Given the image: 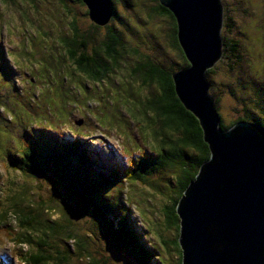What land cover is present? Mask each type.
<instances>
[{"label":"rangeland","instance_id":"1","mask_svg":"<svg viewBox=\"0 0 264 264\" xmlns=\"http://www.w3.org/2000/svg\"><path fill=\"white\" fill-rule=\"evenodd\" d=\"M66 4L75 11L79 29H88L90 22L84 15L85 8L67 0ZM153 4L154 0H116L114 6L118 17L112 21V25L122 32L123 38L128 37L129 41L125 38V42L138 49L143 56L178 68L183 63L177 52L168 45V23L164 18L148 15V9ZM221 4V36L238 46L241 64L222 57L214 66L215 71L207 76L210 93L219 97L218 109L225 122L235 120L245 109L255 114L257 111L262 113L264 119L263 103L256 97L260 107L253 98V92L264 93V0H221ZM59 7L62 6L54 0H14L9 4L7 0H0V48L8 64V69L0 70V209L8 207L11 210L13 207L7 206L10 202L6 199L18 192L16 200L19 203L13 202L15 205L20 208L27 206L32 213H36L38 220H55L53 222L57 226L66 225L61 216L65 210L63 201H66V193L53 174L33 176L13 169L7 161L6 152H14L24 139L18 121L22 123L24 117L32 130L36 127L54 128L57 134L67 137L73 136V127L74 132H81L77 134L87 141L90 155L94 153L104 168H110L117 157L124 164L123 161L128 162L131 153L140 156L151 144L147 134L141 131L139 122L124 106L126 97L120 81L125 79L127 73L123 69L116 70L115 76L107 77V80L82 85L74 80L73 71L67 68V64H71L67 56L62 59V64L56 56L55 64L51 65L44 59L45 55H41L42 51L52 54L50 50L56 43V35L67 27V12ZM104 30L103 27L99 28L94 36H101ZM55 52L61 55L58 46ZM9 77L13 78L15 86ZM27 79L35 81L30 93L23 92L24 87L30 85ZM126 80L140 95L147 93L145 86L130 78ZM67 100L73 104L67 106ZM4 101L6 105H3ZM98 172L106 174L100 170ZM151 178L156 187L127 182L130 190L128 187L124 190L127 192L123 196L124 208L133 205L131 216L135 224L147 244L153 243L163 264H175L178 254L171 246L167 250L164 240L174 239L177 232L173 227L165 226L160 213L166 200L165 189L170 176L164 171ZM106 190L113 195L117 193L118 186L112 184ZM69 203L68 206L73 207L70 199ZM69 209L67 212L72 211ZM79 209L81 212L82 208ZM13 216H9L3 229L0 225V264H20L18 249H31L25 244L16 246V241L13 243L6 235V231L12 234L18 229L17 216ZM81 219L82 224L71 223L73 231L82 238L83 255L90 252L93 257L104 259L105 264H144L132 256L126 247H118L113 239L105 237L103 230L97 231L88 217ZM108 230L113 234L109 226ZM66 232L67 236L76 238L73 233ZM31 236L32 242L44 237L39 231L32 232ZM67 236H61L55 242L66 254ZM69 243L72 244L71 241ZM132 247L136 250L138 246L132 244ZM5 259L7 262H3ZM79 262L89 264L84 256Z\"/></svg>","mask_w":264,"mask_h":264},{"label":"trees","instance_id":"2","mask_svg":"<svg viewBox=\"0 0 264 264\" xmlns=\"http://www.w3.org/2000/svg\"><path fill=\"white\" fill-rule=\"evenodd\" d=\"M54 1L57 5L62 6L59 8L67 12V14L65 13L67 27L60 35H56V43L50 50L52 54L42 51L41 55H45L44 59L51 65L55 64L56 56H58L56 58L59 62L67 56L71 63L70 66L67 64V68L73 71L74 80L82 85L88 84V82L95 84L103 79L107 80V77L115 76L116 70L123 69L127 73L125 79L120 81V84H123L122 88L126 97L124 106L129 110L133 119L139 122L141 131L147 134V140L150 139L151 144L150 148L144 149L140 156L131 153L127 158L128 162L124 164L119 162L117 157L110 164V168L105 171L106 174H103L98 170H104V166L94 153L93 156L90 155L87 141H83L81 134H77L79 131L74 132L72 127L73 136L67 137L57 134L54 128L50 130L48 127H36L32 130L30 124L27 123L28 119L22 115L24 120L22 123L18 121V124L20 125L19 129H22L20 131L24 133V139L20 141L21 144L16 147L14 152H6L7 161L10 162L13 169L33 176L53 174L54 179L66 193L67 204L66 201L61 200L65 204V210L61 216L64 217L66 225L57 226L53 222L55 220L49 219L42 222L37 219L36 213H32V210L28 209L29 207L22 206L20 208L19 205H15L13 202L19 203L16 200L17 192L6 199L7 202H10L7 206L13 208L11 210L8 207L0 209L1 229L7 223L9 214L14 215L13 217L17 216L16 221L20 231H13L12 234L6 231V235L12 239L13 243L16 241L14 243L16 246L25 244L31 247L30 250H24L23 247L18 249L20 263L80 264L79 260L84 256L89 264H105L104 259L93 257L90 252L83 255L82 238L73 231L74 227L71 221L82 224L81 217L86 216L97 231L103 230L104 236L113 239L118 247H129L132 244L138 246L136 250L132 247H129L128 250L132 256L144 264H163L153 243L147 244L142 232L139 231L135 221L131 218L129 207L124 208L123 196L127 193L124 192L127 187L130 190L127 182L156 187V183L151 177L156 173L163 174L164 171H167L170 178L165 189L166 200L161 206L160 213L165 226L173 227L177 234L174 239L164 240V242L167 250L171 246L172 250L177 252L178 258L175 264H181V249L178 243L179 217L176 208L189 185L195 180L200 168L211 157V149L204 139L198 118L185 108L175 91L172 74L188 66L177 38L176 19L172 12L161 4L160 0H154L155 4L148 9L149 16L164 18L168 23V45L177 52L183 63L178 68L172 64H164L151 57L143 56L138 49L125 42V38L129 41L128 37L123 38L122 32L112 25V21L118 17L114 6L116 0H112L111 3V18L103 26L97 25L89 19L88 9L82 0H67L85 8L84 15L90 22L88 29H79L77 15L75 16V11L70 6L68 7L66 0ZM7 3H14V0H7ZM101 27L105 29L104 33L99 37L94 36ZM222 40V57L240 65L238 46L229 42L225 36H222ZM56 46L60 48L61 55H57L55 52ZM0 55L1 69H8L7 60L4 58L5 55L1 48ZM10 70L12 71L11 68ZM75 71L78 74H73ZM214 71V67L209 69L207 76ZM12 77H9L10 82L15 86ZM126 78L145 86L148 89L147 93L143 96L140 95L132 84L127 82ZM208 81L210 83V80ZM27 82L30 85L25 86L23 92L30 93L32 91L30 87L35 86V81L27 79ZM231 93L233 94V91ZM214 97L221 129L227 130L239 121L255 123L264 128L262 113L257 111L256 115L249 109H245L244 113L235 120L225 122L218 109L219 97L216 95ZM256 97L264 105V93L253 92V98L258 103ZM1 98L4 97L1 95ZM67 102V106L73 104L71 100H67ZM6 104L7 102L4 101L3 105ZM258 104L261 107V104ZM69 107L72 106L69 105ZM262 110L264 112V108ZM0 120L2 119L0 118ZM112 184L118 186L117 193L113 195L109 194V190H106ZM69 199L73 207L68 206L70 205ZM79 208H82L81 212ZM67 209L70 211L67 212ZM108 226L113 234L109 232ZM34 231L41 232L44 237L37 242H32L31 235ZM66 231L73 233L76 238L67 236ZM157 234L160 235L158 232ZM61 236H67V240L72 242V244L69 242L66 244L67 254L55 243ZM146 258L147 261H145ZM152 259L156 260L152 261Z\"/></svg>","mask_w":264,"mask_h":264},{"label":"water","instance_id":"3","mask_svg":"<svg viewBox=\"0 0 264 264\" xmlns=\"http://www.w3.org/2000/svg\"><path fill=\"white\" fill-rule=\"evenodd\" d=\"M82 1L92 22H109L111 0ZM160 2L176 19L188 62L172 74L175 91L211 149L176 208L181 264H264V128L239 121L221 129L207 79L223 56L221 0Z\"/></svg>","mask_w":264,"mask_h":264},{"label":"clouds","instance_id":"4","mask_svg":"<svg viewBox=\"0 0 264 264\" xmlns=\"http://www.w3.org/2000/svg\"><path fill=\"white\" fill-rule=\"evenodd\" d=\"M6 57V56H5ZM208 79V78H207ZM124 163H125V161H123ZM109 168V166L108 167H106V168H103L104 170H102L103 172H105V171H107V169ZM133 205L131 204V206L129 207V209H130V212H131V214H132V211H131V207H132ZM11 214H9V216H10ZM12 216V215H11ZM131 218H132V216H131ZM133 219V218H132ZM134 220V219H133ZM7 223H5L4 225H6ZM17 227H18V225H17ZM18 230V229H17ZM146 237H147V235H146ZM7 239V238H6ZM147 241V240H146ZM129 247H132V246H129ZM129 247H126V249H128ZM132 249H134L133 247H132ZM3 257V256H2ZM3 262H7L6 261V259H5V261H3ZM19 262V261H18ZM8 264H10L9 262H7ZM6 263V264H7ZM20 263V262H19ZM20 264H23V263H20Z\"/></svg>","mask_w":264,"mask_h":264}]
</instances>
